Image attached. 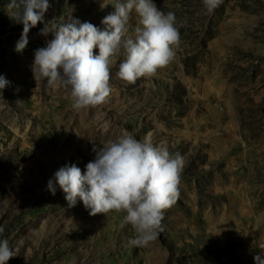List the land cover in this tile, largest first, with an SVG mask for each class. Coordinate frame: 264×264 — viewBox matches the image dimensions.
Instances as JSON below:
<instances>
[{
  "label": "rangeland",
  "instance_id": "rangeland-1",
  "mask_svg": "<svg viewBox=\"0 0 264 264\" xmlns=\"http://www.w3.org/2000/svg\"><path fill=\"white\" fill-rule=\"evenodd\" d=\"M117 0H49L46 20L76 19L103 28ZM0 0V241L18 248L8 264H256L264 258V0H154L177 17L175 58L135 83L111 67L112 91L100 106L74 110L63 86L38 84L31 66L52 34L43 24L18 53L23 25ZM138 17L133 10L129 35ZM98 54V49L95 50ZM123 130L151 133L185 164L180 196L164 212L163 231L149 247H129L124 212L90 216L47 188L56 171H86L93 146ZM27 257V260H26Z\"/></svg>",
  "mask_w": 264,
  "mask_h": 264
},
{
  "label": "clouds",
  "instance_id": "clouds-1",
  "mask_svg": "<svg viewBox=\"0 0 264 264\" xmlns=\"http://www.w3.org/2000/svg\"><path fill=\"white\" fill-rule=\"evenodd\" d=\"M219 3L202 0L208 13ZM6 7L9 17L23 25L16 43L18 53L28 46L29 33L38 24H43L41 36L52 34L53 39L35 50L31 70L37 84L45 79L49 86H63L74 110L106 102L112 91L111 67L117 57L123 56L117 77L131 84L167 66L180 43L175 13L161 11L154 0H117L114 11L101 21L103 28L71 18L67 23H57L55 17L46 20L49 0H9ZM133 10L138 25L134 35H129ZM8 84L0 76V90ZM92 151L95 159L87 163L86 171L74 163L61 167L48 181V190L55 195L58 184L69 207L82 201L93 217L111 211L126 213L123 223L134 233L128 246L149 247L163 231L165 210L180 196L184 157L178 151L170 152L165 142L154 145L151 133L138 140L127 130L100 148L94 145ZM3 231L0 226V233ZM17 251L8 240L0 241V264H8ZM254 260L264 264L259 255Z\"/></svg>",
  "mask_w": 264,
  "mask_h": 264
}]
</instances>
